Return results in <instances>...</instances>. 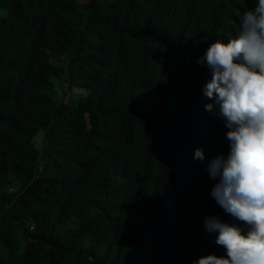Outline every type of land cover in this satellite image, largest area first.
<instances>
[{
  "label": "trees",
  "instance_id": "16d2710c",
  "mask_svg": "<svg viewBox=\"0 0 264 264\" xmlns=\"http://www.w3.org/2000/svg\"><path fill=\"white\" fill-rule=\"evenodd\" d=\"M256 2L0 0V264L226 255L204 218L232 221L206 167L227 156L229 129L205 108L211 71L197 59L233 38ZM54 48L73 53L69 80L87 92L68 104L49 94L61 73ZM40 130L48 150L37 175ZM12 175L18 193L8 191ZM11 220L23 226L24 247L4 229Z\"/></svg>",
  "mask_w": 264,
  "mask_h": 264
},
{
  "label": "clouds",
  "instance_id": "9594fccd",
  "mask_svg": "<svg viewBox=\"0 0 264 264\" xmlns=\"http://www.w3.org/2000/svg\"><path fill=\"white\" fill-rule=\"evenodd\" d=\"M197 63L211 71L204 94L214 103L205 108L229 129L227 156L217 155L206 167L217 181L211 195L232 221L204 218L226 255L193 264H264V0L242 12L233 38L211 43ZM194 159L204 160L202 149Z\"/></svg>",
  "mask_w": 264,
  "mask_h": 264
},
{
  "label": "rangeland",
  "instance_id": "374dc122",
  "mask_svg": "<svg viewBox=\"0 0 264 264\" xmlns=\"http://www.w3.org/2000/svg\"><path fill=\"white\" fill-rule=\"evenodd\" d=\"M83 3L86 0H81ZM6 18V12L0 7V21L1 19ZM51 61L61 69L60 77L55 80L54 88L49 93L52 98L58 103H71L72 100L86 96L87 92L75 85H72L69 80V65L73 58L72 52H66L61 50L60 48H54L53 50L49 51ZM34 145L40 154V164H39V171L37 173L41 174L45 170V166L47 164V150H48V141L45 138V131L40 130L37 135L35 136ZM11 187L8 189L10 193H18L20 191L21 180L19 177L12 175L11 176ZM22 190V189H21ZM1 207V205H0ZM4 210L8 209V206L3 207ZM1 217H7L0 211V222L2 221ZM15 226L12 228L5 225V230L7 235L12 240L13 244L20 245L24 247L26 245V235L25 232L21 229L23 226L20 222H15L11 220ZM21 225V226H20Z\"/></svg>",
  "mask_w": 264,
  "mask_h": 264
}]
</instances>
